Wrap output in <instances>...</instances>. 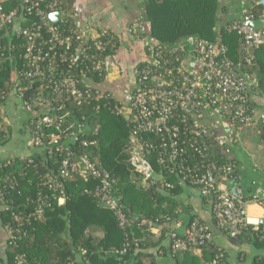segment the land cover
Returning a JSON list of instances; mask_svg holds the SVG:
<instances>
[{
  "label": "built area",
  "instance_id": "2783aa9c",
  "mask_svg": "<svg viewBox=\"0 0 264 264\" xmlns=\"http://www.w3.org/2000/svg\"><path fill=\"white\" fill-rule=\"evenodd\" d=\"M9 1L0 0V65L9 67L11 84L0 93V102L11 94L20 99L32 146L41 150L48 166L46 172H38L41 188L28 203L33 207L13 211L14 221L22 226L42 219L54 199L66 198L64 180L82 177L98 180L87 191L114 211L123 230L133 225L113 194L116 179L93 161L91 152L83 153L76 145L99 144L97 138L89 137L98 134V127L91 129L84 108L97 109L114 99L115 111L129 115V162L147 188L152 183L168 191L177 185L197 188L211 202L219 230L232 239L252 230L264 241V215L248 214L249 203L257 198L246 199L234 188L235 161L229 156L240 129L258 121L264 126V111L258 113L254 106L255 97L264 99V90L241 62L229 57L222 37L210 40L191 35L175 44H163L147 33V22L140 15L129 31L144 44L146 55L123 81L120 39L108 29L83 25L82 9L67 10L64 0H19L9 9ZM255 3L256 14L246 13L226 26L228 32L239 35L248 66L253 63L248 52L264 46V26L250 23L264 19V0ZM56 11L61 17L53 24L48 15ZM32 155L22 158L35 163ZM53 159L58 166L54 167ZM0 181H4L0 182V200L10 209L13 201L6 194L13 179L2 177ZM7 227L10 244L16 247L20 230L11 223ZM168 234L173 254L215 245L213 227L199 217L183 234L174 229ZM132 242L127 240L113 253L125 255ZM15 264L28 263L24 255L17 254Z\"/></svg>",
  "mask_w": 264,
  "mask_h": 264
},
{
  "label": "trees",
  "instance_id": "16d2710c",
  "mask_svg": "<svg viewBox=\"0 0 264 264\" xmlns=\"http://www.w3.org/2000/svg\"><path fill=\"white\" fill-rule=\"evenodd\" d=\"M18 1L10 0L6 6L11 9L18 4ZM146 2L147 18L152 34L161 43L175 44L191 35L210 40L216 39L217 33L214 29L218 11L215 9L216 0H179L176 2L177 9H164L166 0H146ZM251 13L256 14V9L251 10ZM222 33L223 41L229 47V57L237 63L242 61L243 70L255 75L259 87L264 90V46L256 49L253 63L248 66L245 65L243 54L239 50V35L225 30ZM10 36L13 37L11 34ZM7 65L10 66L9 63ZM0 67L1 93L8 90L11 83L9 67L6 69L5 63ZM114 104L115 100L111 99L110 104H102L100 108L94 109L91 106L84 108L82 112L86 114V122L91 129L98 127V134L90 133L89 137L97 138L99 144L89 147L81 143L76 145L83 153L91 152L93 161L103 165L116 179L113 194L127 214L132 217L133 225L126 231L123 230L114 211L101 206L99 201L87 191L92 190L98 180L94 178L85 180L82 177L64 180L66 202L59 205L58 198L54 199L52 205L46 209L42 221L33 220L22 226L14 221L13 211H29L33 207L28 203L29 197H34L41 188L38 172L44 173L48 170V166L43 161V154L38 149L32 155L35 163H30L28 157L19 156L0 162V178L13 179V186L8 184L6 194L7 200L13 202L9 203L10 209L1 213L3 223L6 225L11 223L15 229L20 230L18 244L16 247H9L7 251L8 264H15L17 254L24 255L28 264H78L80 255L83 261H88L89 264H145L143 259L135 254L138 244L134 241V232L139 231L138 225L147 227L148 223L145 219L152 223L164 222L162 214L167 213V209H163L162 204L170 195L158 190L156 183H152L149 188L142 186L143 176L135 172L129 162L131 122L122 113L115 111ZM82 112L77 114V119H81ZM27 124L30 130L28 119ZM3 135L4 131H0V137ZM53 161L55 162V159ZM55 163L54 167L59 165V162ZM152 163L159 172L154 159ZM49 165L52 166V162ZM171 180L175 181L173 177ZM232 184L234 185L235 181ZM178 188L180 185L169 191L173 192ZM93 227L101 228L104 232L103 236L95 237L91 231ZM127 240L133 242L125 255L113 253L114 248L122 247ZM256 240L258 243H264L257 236ZM200 248L204 249L203 256L206 259L195 255L193 249H190L177 253L181 254L178 264H206V261L212 264H227L226 257L220 255L221 251L217 246ZM83 249L86 250L85 254H81ZM253 264H264V259L255 260Z\"/></svg>",
  "mask_w": 264,
  "mask_h": 264
},
{
  "label": "crops",
  "instance_id": "0c3cea01",
  "mask_svg": "<svg viewBox=\"0 0 264 264\" xmlns=\"http://www.w3.org/2000/svg\"><path fill=\"white\" fill-rule=\"evenodd\" d=\"M164 9H177L176 2L179 0H166ZM217 23L214 27L217 37H223V31L232 21L241 18L251 10L257 9L255 0H216ZM65 9H82L80 22L85 26L94 25L97 28L108 29L120 39L118 61L123 69V81L127 75L132 74V68L145 58L146 50L142 42L129 31L130 25L140 15L147 22V33L154 37L147 18L146 0H64ZM159 41L156 37H154ZM186 38V37H185ZM184 39V38H183ZM223 39V38H222ZM160 42V41H159ZM240 53L245 58L246 53L241 47ZM256 51V50H255ZM255 51L251 54L254 58ZM242 63V61H239ZM257 79L255 75H251ZM122 81V82H123ZM124 83V82H123ZM254 106L256 112L264 111V99L255 97ZM0 131H4L0 137V162L9 161L15 157L30 156L36 148L32 146L31 133L27 124V114L21 108V101L11 94L4 102H0ZM238 141L233 145L230 157L235 161L236 180L234 188L246 198L256 197L257 201L249 203L248 214L252 217L264 215V126L257 122L238 131ZM158 190L170 195L164 200L162 207L167 209L163 213L164 222L148 223L143 228L138 225L139 231L134 232V240L138 247L135 254L143 259L145 264H178L181 254H173L171 239L168 232L171 229L183 234L191 219L201 218L213 227L215 233V247L221 250L226 257L227 264H253L255 260L264 259V243H258L252 230L242 233L237 239H232L219 230L215 225V218L210 201H207L198 191L191 186H180L175 191L163 189L158 183ZM142 186L147 188L143 180ZM66 198L58 201L63 205ZM102 206V205H101ZM104 207V206H103ZM106 208V207H105ZM8 210L0 200V264H8L7 251L10 244V231L3 223L2 211ZM40 219L41 221L44 219ZM95 237H102L104 232L101 228L93 227ZM112 252V250H111ZM83 249L81 254H85ZM193 253L206 259L203 248L193 249ZM83 256V255H82ZM212 264V262H205ZM78 264L84 262L81 255L78 256Z\"/></svg>",
  "mask_w": 264,
  "mask_h": 264
},
{
  "label": "water",
  "instance_id": "95a60500",
  "mask_svg": "<svg viewBox=\"0 0 264 264\" xmlns=\"http://www.w3.org/2000/svg\"><path fill=\"white\" fill-rule=\"evenodd\" d=\"M61 17V12L60 11H56V12H52L48 15V18L49 20L54 24L57 20H59ZM250 23L257 27V28H260V27H263L264 26V19L261 18V19H252L250 21ZM124 116L127 120H129V115L127 113H124Z\"/></svg>",
  "mask_w": 264,
  "mask_h": 264
},
{
  "label": "rangeland",
  "instance_id": "374dc122",
  "mask_svg": "<svg viewBox=\"0 0 264 264\" xmlns=\"http://www.w3.org/2000/svg\"><path fill=\"white\" fill-rule=\"evenodd\" d=\"M254 51H255V50H252V51H249L248 53H249V54H252ZM251 52H252V53H251ZM161 191H163V190H161Z\"/></svg>",
  "mask_w": 264,
  "mask_h": 264
}]
</instances>
